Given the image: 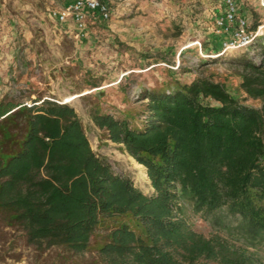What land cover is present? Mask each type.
I'll list each match as a JSON object with an SVG mask.
<instances>
[{
	"label": "trees",
	"instance_id": "16d2710c",
	"mask_svg": "<svg viewBox=\"0 0 264 264\" xmlns=\"http://www.w3.org/2000/svg\"><path fill=\"white\" fill-rule=\"evenodd\" d=\"M259 43V62L247 54L235 61L241 90L259 107L199 74L146 89L140 112L92 110L104 137L147 168L151 194L93 149L69 102L1 98L0 221L29 244L76 253L104 231L101 252L114 264H264L221 235L196 231L184 216L186 201L210 215L225 209L237 218L240 239L264 242V39Z\"/></svg>",
	"mask_w": 264,
	"mask_h": 264
},
{
	"label": "rangeland",
	"instance_id": "374dc122",
	"mask_svg": "<svg viewBox=\"0 0 264 264\" xmlns=\"http://www.w3.org/2000/svg\"><path fill=\"white\" fill-rule=\"evenodd\" d=\"M71 1L0 0V99L23 96L30 102L41 95L69 102L93 149L146 193L153 192L151 182L139 179L142 170L122 144L104 137L92 110L119 116L140 112L146 89L191 81L199 74L224 82L246 104L261 105L241 90L242 68L235 61L247 54L259 62L264 34L248 48L226 49L222 43L231 34L216 23L225 0H107L111 18L92 16L84 33L73 21L61 23L51 14ZM236 3L251 27L263 22L260 0ZM175 25L181 26L180 35H175ZM184 204V216L196 231L221 235L264 263V242L252 245L240 239L236 217L225 209L210 215ZM103 234L95 235L87 251L76 253L63 246L29 244L23 232L0 221V264H114L101 252Z\"/></svg>",
	"mask_w": 264,
	"mask_h": 264
},
{
	"label": "built area",
	"instance_id": "2783aa9c",
	"mask_svg": "<svg viewBox=\"0 0 264 264\" xmlns=\"http://www.w3.org/2000/svg\"><path fill=\"white\" fill-rule=\"evenodd\" d=\"M260 4L264 9V0H260ZM225 6V11L217 16L216 23L223 33L231 36L222 45L228 49L248 48L255 44L264 34V19L257 28H253L249 24V18L239 14L236 0H225ZM51 14L61 23L73 21L79 31L84 33L92 16L109 20L112 10L107 0H73L62 8L52 9Z\"/></svg>",
	"mask_w": 264,
	"mask_h": 264
},
{
	"label": "bare ground",
	"instance_id": "6f19581e",
	"mask_svg": "<svg viewBox=\"0 0 264 264\" xmlns=\"http://www.w3.org/2000/svg\"><path fill=\"white\" fill-rule=\"evenodd\" d=\"M129 156H130L131 159L133 160L134 164H135L137 167L141 168V170H142V172H141V176H139V179H140L141 181H143V182H148V183H150V178H149L148 173H147V168H146L143 164L139 163V162H138L133 156H131V155H129Z\"/></svg>",
	"mask_w": 264,
	"mask_h": 264
}]
</instances>
